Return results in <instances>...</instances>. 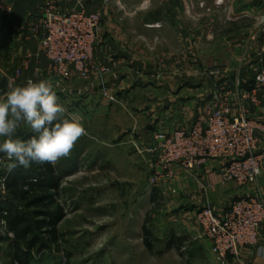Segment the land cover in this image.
<instances>
[{
  "label": "crops",
  "instance_id": "obj_1",
  "mask_svg": "<svg viewBox=\"0 0 264 264\" xmlns=\"http://www.w3.org/2000/svg\"><path fill=\"white\" fill-rule=\"evenodd\" d=\"M53 1L61 11L84 8L88 14L101 12L104 15L95 59L99 67L108 68L117 77L110 75L107 80L113 92L127 104L121 106L125 110L122 113L135 112L130 126L118 130V147H148L156 127L167 132L190 127L218 97L227 98L233 115L246 109L264 123V89L254 92L255 73L264 69V36L261 34L264 0H231L229 14L217 9L215 0ZM45 2L0 0V30L10 39L12 59L18 64L27 63L22 70L21 85L29 79L38 81L49 76V62L41 52L39 40L29 32L40 21ZM200 2L211 7L213 13L198 15L204 12ZM248 55L253 59L244 63ZM221 56L225 57L224 63L218 61ZM218 68L226 73L224 84L202 73ZM238 75L242 81L239 89L235 87ZM99 81L98 73L85 82L74 77L69 82L84 87L65 90V95L58 98L71 114L80 115L91 101L98 102ZM53 85L58 88L59 83ZM60 93L56 92L58 96ZM83 95L87 97L84 101L80 99ZM84 121L82 119L83 124ZM148 125L149 129L144 127ZM139 131L143 137L138 136ZM258 137L262 138L259 151L263 152L264 136L259 132ZM85 151L86 146H82L71 156L68 167L74 166L76 161L82 162ZM223 166L222 162L211 163L196 176L178 169L175 194L196 200V214L207 203L224 214L239 198L256 196L264 201V167L258 184L239 187L223 182ZM196 238L214 260L210 243L199 238L197 228ZM241 259L240 264H264V226L259 246L244 250Z\"/></svg>",
  "mask_w": 264,
  "mask_h": 264
},
{
  "label": "rangeland",
  "instance_id": "obj_2",
  "mask_svg": "<svg viewBox=\"0 0 264 264\" xmlns=\"http://www.w3.org/2000/svg\"><path fill=\"white\" fill-rule=\"evenodd\" d=\"M199 6L204 12L198 15L213 13L205 2H200ZM251 58L248 55L243 62L248 63ZM219 59L225 62L224 56ZM21 65L12 59L10 39L0 30V79L9 80V89L21 85L23 71L18 74ZM215 70L202 73L210 75ZM223 72L221 76H210L224 84L226 73ZM47 80L59 83L58 88L53 89L61 92L58 97L70 88L84 87L50 74ZM83 96L82 101L87 98ZM116 97L118 102L111 103L100 96L98 102L94 99L82 114L76 115L85 119L87 135L77 141L69 157L57 162L59 174L64 176L59 198L65 207V218L59 225L61 244L46 253L40 264H217L208 249L196 241V200L173 193L177 191V179L173 188L151 185L152 166L158 162L150 152L152 142L149 141L146 148L118 147V130L130 126L135 112L128 110L129 115L123 114L121 106L127 104ZM60 98L58 102L65 105ZM66 109L68 114L72 113L68 107ZM144 127L149 129V125ZM27 132H31L30 128L22 124L16 135L21 138V134ZM141 133L139 131L138 136L143 137ZM82 146H86L82 162L76 161L74 166L68 167L69 158ZM12 162L0 153V203L9 200L4 185L8 164ZM145 229L153 234L149 240L151 248L145 244ZM5 236L0 230V264H17ZM241 258L234 264H240Z\"/></svg>",
  "mask_w": 264,
  "mask_h": 264
},
{
  "label": "built area",
  "instance_id": "obj_3",
  "mask_svg": "<svg viewBox=\"0 0 264 264\" xmlns=\"http://www.w3.org/2000/svg\"><path fill=\"white\" fill-rule=\"evenodd\" d=\"M111 0H106L110 2ZM217 9L225 8L229 14L231 0H215ZM121 6V3H119ZM201 7H205L202 3ZM104 21L101 12L88 14L84 8L61 11L53 0H46L40 21L29 30L39 40L41 52L49 62L48 73L62 81L74 77L89 81L95 73L100 76V96L104 101L118 102L107 78L108 68L99 67L95 52L100 46V29ZM261 34L264 36V19ZM22 63L18 74H21ZM216 69L211 76H221ZM241 75L235 87L241 88ZM264 89V69L255 73L254 92ZM258 104L256 100H253ZM264 136V123L250 115L246 109L233 115L227 98L218 97L208 104L190 127H178L167 132L156 127L150 152L158 162L151 177V185L172 187L178 169L196 176L211 163H224L221 177L225 183L239 187L258 184L264 167V151L259 147ZM156 159V160H157ZM176 193V191H173ZM199 238L207 240L217 264H234L247 248L258 247L260 231L264 226V201L259 197L239 198L230 209L218 213L207 204L195 216Z\"/></svg>",
  "mask_w": 264,
  "mask_h": 264
},
{
  "label": "clouds",
  "instance_id": "obj_4",
  "mask_svg": "<svg viewBox=\"0 0 264 264\" xmlns=\"http://www.w3.org/2000/svg\"><path fill=\"white\" fill-rule=\"evenodd\" d=\"M53 89L50 80L29 79L0 96V153L14 161L9 172L33 164L55 166L87 135L82 118L68 114ZM22 124L34 133L27 140L16 135Z\"/></svg>",
  "mask_w": 264,
  "mask_h": 264
},
{
  "label": "trees",
  "instance_id": "obj_5",
  "mask_svg": "<svg viewBox=\"0 0 264 264\" xmlns=\"http://www.w3.org/2000/svg\"><path fill=\"white\" fill-rule=\"evenodd\" d=\"M8 90L9 80L0 79V93ZM33 134H21V139L27 140ZM59 170L58 164H33L7 174L4 191L9 200L0 203V230L9 241L17 264H40L46 253L61 244L59 225L65 218V207L59 200L64 177ZM144 234L145 244L151 248L149 240L153 234L147 229ZM9 235L13 238L9 239Z\"/></svg>",
  "mask_w": 264,
  "mask_h": 264
}]
</instances>
